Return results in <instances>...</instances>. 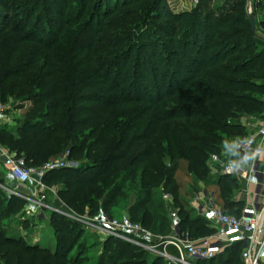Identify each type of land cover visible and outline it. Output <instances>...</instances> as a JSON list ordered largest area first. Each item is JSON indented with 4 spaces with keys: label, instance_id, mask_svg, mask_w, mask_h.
<instances>
[{
    "label": "trees",
    "instance_id": "1",
    "mask_svg": "<svg viewBox=\"0 0 264 264\" xmlns=\"http://www.w3.org/2000/svg\"><path fill=\"white\" fill-rule=\"evenodd\" d=\"M34 1L20 13L14 0H0V93L16 105L34 103L17 134L0 126V144L35 168L70 150L80 165L48 172L45 182L80 213L125 210L165 236L176 209L192 239L208 237L216 229L175 181L186 160L199 180L218 187L225 212L240 215L243 182L214 174L210 160L234 151L236 137L249 136L243 119L264 111V18L255 33L249 0L215 8L199 0L176 13L165 0ZM255 10L264 12V0ZM22 201H0V264H167L113 236L98 239L97 255L83 256L91 246L84 229L58 213L51 216L55 249L24 243L1 226ZM199 264H242L241 245Z\"/></svg>",
    "mask_w": 264,
    "mask_h": 264
},
{
    "label": "built area",
    "instance_id": "2",
    "mask_svg": "<svg viewBox=\"0 0 264 264\" xmlns=\"http://www.w3.org/2000/svg\"><path fill=\"white\" fill-rule=\"evenodd\" d=\"M195 1L196 4L199 2ZM5 109V106L0 105V116ZM70 154V150H66L43 166L35 168L28 166L24 158L0 145V163L7 176L15 183L13 189H6L14 196L37 204L26 208L27 215L38 216L39 211L43 210L40 207L49 209L80 222L103 238L113 236L126 239L153 255L163 257L167 264H199L217 257L236 243L241 245L242 264H264V173L258 166L260 158L264 156V111L256 132L247 138L238 139L234 151L211 156L210 164L217 172L235 176L243 182L241 193L246 196L247 201L240 215H231L225 212L212 192L202 188L193 205L216 229L208 237L192 239L181 229L176 209L170 210L172 226L168 236L153 234L129 217L116 218L104 212L94 216L78 213L61 200L58 187L48 186L45 182L48 172L77 167ZM254 182L255 189L252 191L250 184ZM163 197L167 202H172L171 195L164 194ZM50 198L52 200L48 202ZM226 228L234 235L225 232ZM169 247H173V252L168 250Z\"/></svg>",
    "mask_w": 264,
    "mask_h": 264
},
{
    "label": "rangeland",
    "instance_id": "3",
    "mask_svg": "<svg viewBox=\"0 0 264 264\" xmlns=\"http://www.w3.org/2000/svg\"><path fill=\"white\" fill-rule=\"evenodd\" d=\"M31 1L33 2L34 0H31ZM165 1H166L165 2L166 6H168L169 9H171L172 12H174V13L181 12L184 10H192L196 6L195 0H165ZM211 1L214 4L213 5L214 7H212V8H215V5L219 2H221L222 0H211ZM27 2H25V0H14L15 7H16L15 10L20 12V13L24 12L30 6ZM256 2H257V0H251V2L248 1L247 9H248V13L254 12L255 17H256V22H257V28H258V21L262 20L264 18V12L258 11L256 13V10H255V3ZM56 6L58 9H60L59 2H56ZM13 16L16 17L17 20H21V17H18L15 14ZM163 16L164 17H161L159 20L161 23L165 22L166 13H164ZM49 26L50 25H48L47 23L42 24V28H48ZM261 30L263 31V29H261ZM34 32L38 36H42V34H43L41 31H38L37 29H35ZM260 44H261V42H260ZM161 47H162V45H161ZM28 53L24 56L23 59L26 60L28 58V55H29ZM14 98L15 97L13 96V97H7L6 99H3L2 94L0 93V105L6 107L5 111L2 113V116H0V119H1L0 120V126L5 125L11 131H13V133L17 134V130L21 125L20 120L27 116L26 111L29 108H31L34 103L30 100H25V101L18 102L16 105V103H13ZM249 118H255L256 119L257 117H249ZM258 118L261 119V117H258ZM246 119L247 118L243 119L244 122H246ZM167 129H168V127H167ZM167 129H164V132H166ZM253 129H254V127L248 125L247 129H246V136L251 135ZM238 137L244 138L245 135L244 136H237L236 138H238ZM56 157H58V156H56ZM56 157H54V158H56ZM72 160L76 161V159H72ZM166 162H168V166L171 165L169 163V162H171L170 158H168L166 160ZM76 163H77V167H78L80 165L79 161H76ZM187 165L188 164H187L186 160H181L180 162H178L177 169L175 171V181L179 182V184L181 185L182 195L187 200H189L190 198L192 200H195L197 197L196 195L201 191L202 188H204L207 192H209V193L212 192V194H214L217 202L220 205H222L221 200H220V192H219L218 187H216L215 185H213L211 183H205L204 181L199 180L193 173H191L188 170ZM210 166H211V164H210ZM216 172H217V169L213 167V173L216 174ZM48 186H50V185H48ZM6 187L13 189L15 187V183L7 176V173L4 169V167L0 163V201L4 202V204L7 205L9 203L10 197L14 196V195H12L6 189ZM56 187L57 186H55V188ZM157 187H159V186H157ZM162 189H163V187H162ZM159 192H160V189H159ZM14 197H17V196H14ZM60 198H61V200L64 201V199L61 196H60ZM20 199H22V198H20ZM22 200H23L22 201L23 204H21L22 206H21L20 210H17L14 213H12V215L10 217L2 218V222H1L2 228L7 229L10 236H15V237L21 238L22 242H24V243H28L31 245H39L41 247H47V248L55 249V247L59 241L58 235H57V234H59V232L56 231L55 225L52 222L51 216L54 212H52L49 209H44V208L40 207L43 210L39 211L38 216L37 215H34V216L33 215H27L26 208L29 206H37V204L33 203L30 200H25V199H22ZM51 200L52 199L50 198L48 200V202H50ZM110 211H112L114 213L112 216L116 217V218H125V217L130 218L131 217L129 212H127L125 210L119 211L116 209H114V210L110 209ZM100 212H103V211H100ZM78 213H80V212H78ZM86 213H88L91 216H94L96 214V213L92 214L88 211H86L85 213H80V214L86 215ZM104 213H106V212H104ZM229 214L233 215L235 213L229 212ZM77 223L85 231L83 233V235H81L82 240L88 242V244L91 245L89 247V249H90L89 251L82 253L83 256L88 255V254L89 255H97L96 253L104 250V248H102L101 245H97V242H101L99 240H105L106 237L103 238L97 232H93V231L87 229V227L85 225L81 224L78 221H77ZM160 236H164V235H160ZM165 236H168V234ZM76 250H74L73 252H75ZM168 250L170 252H173V248H171V247H169Z\"/></svg>",
    "mask_w": 264,
    "mask_h": 264
},
{
    "label": "crops",
    "instance_id": "4",
    "mask_svg": "<svg viewBox=\"0 0 264 264\" xmlns=\"http://www.w3.org/2000/svg\"><path fill=\"white\" fill-rule=\"evenodd\" d=\"M261 46L264 47V38L260 40ZM260 118H248L246 119L247 126L254 127L252 134L256 132L257 126L259 125ZM258 166L260 167L261 171L264 173V156H262L258 162ZM263 182H264V176H263ZM203 184V183H202ZM264 186V185H263ZM250 189L253 191L255 189V182L250 184ZM264 191V190H263ZM244 196V195H243ZM245 201H247L246 196L243 197ZM194 202V201H193ZM225 232H228L229 235H234L233 232L228 230V228L224 229Z\"/></svg>",
    "mask_w": 264,
    "mask_h": 264
},
{
    "label": "water",
    "instance_id": "5",
    "mask_svg": "<svg viewBox=\"0 0 264 264\" xmlns=\"http://www.w3.org/2000/svg\"><path fill=\"white\" fill-rule=\"evenodd\" d=\"M249 2H251V0H249ZM249 19L252 25V29L256 33L257 32V22H256V17H255L254 12L249 13Z\"/></svg>",
    "mask_w": 264,
    "mask_h": 264
}]
</instances>
